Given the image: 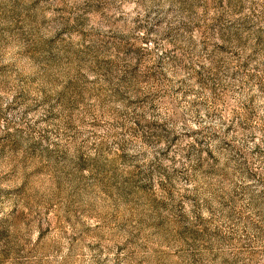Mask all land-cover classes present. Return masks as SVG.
I'll return each instance as SVG.
<instances>
[{
	"label": "rangeland",
	"instance_id": "obj_1",
	"mask_svg": "<svg viewBox=\"0 0 264 264\" xmlns=\"http://www.w3.org/2000/svg\"><path fill=\"white\" fill-rule=\"evenodd\" d=\"M0 264H264V0H0Z\"/></svg>",
	"mask_w": 264,
	"mask_h": 264
}]
</instances>
